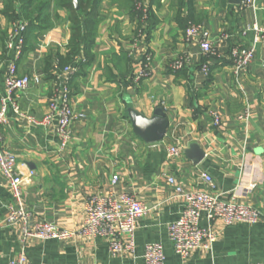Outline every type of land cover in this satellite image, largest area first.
Masks as SVG:
<instances>
[{"label": "crops", "instance_id": "0c3cea01", "mask_svg": "<svg viewBox=\"0 0 264 264\" xmlns=\"http://www.w3.org/2000/svg\"><path fill=\"white\" fill-rule=\"evenodd\" d=\"M137 3L141 18L103 1L92 58L83 72L56 64L70 36L67 10L59 11L51 29L23 42L17 75L32 82L15 93L19 112L8 105L2 141L24 177L22 205L30 214L26 220L5 221L13 199L0 172V264H8L23 239L28 264H144L149 242H161L164 264H264V47L253 31L242 32L253 22L264 23V0H256L254 8L229 0H183L177 19L173 0ZM2 9L0 0V102L6 95L7 65L15 55L5 48L13 21ZM192 23L208 34L218 56L205 55L195 41L185 40ZM221 33L227 38L221 39ZM20 37L26 40L24 30L13 41ZM233 46L254 47L255 57L244 73L233 72L228 57ZM179 55L186 61L172 72L168 63ZM46 57L50 74L44 70ZM143 69L146 75L138 77ZM63 88L78 114L64 145L54 119L33 124L22 116L46 115L50 93ZM129 108L146 117L161 108L168 119L162 139L147 142L135 134ZM213 112L220 116L218 125L212 122ZM245 113L247 118L240 117ZM192 144L204 153L197 163L185 152ZM171 145L178 146V156H167ZM201 173L211 181H203ZM114 174L118 179L111 184ZM168 176L186 191L207 190L223 200L254 205L263 215L254 223L212 221V249L194 250L182 260L167 238L166 225L179 218L184 198L174 194ZM107 192L133 194L149 207L137 219L131 254L111 255L105 239L76 232L86 216L87 198ZM42 219L76 233L66 240L24 235L25 228L32 230ZM201 224L207 225L204 218Z\"/></svg>", "mask_w": 264, "mask_h": 264}, {"label": "built area", "instance_id": "2783aa9c", "mask_svg": "<svg viewBox=\"0 0 264 264\" xmlns=\"http://www.w3.org/2000/svg\"><path fill=\"white\" fill-rule=\"evenodd\" d=\"M256 0H239L240 7L254 8ZM26 22L11 23V29L6 35L5 48L14 49V59L7 65L4 75V85L6 95L1 98L0 102V172L9 182L11 197L13 203L7 206L5 221L14 223L17 220H26L29 212L22 205V185L24 177L17 170L16 158L12 151L4 147L2 141V127L6 123V110L11 105L19 112L15 93L26 89L32 82L28 76L17 75L16 59L21 53L24 39L22 37L15 43L13 41L18 30L23 31ZM253 31L255 40L259 41L264 47V23L253 22L243 29V33ZM221 39L227 38V34L221 33ZM186 41H195L200 51L205 55L218 56V52L211 45L210 38L205 31H202L200 24H190L185 32ZM228 57L231 59L233 72L240 74L246 72L248 65L255 57L253 46H233L230 48ZM186 61L184 55L173 57L168 63V69L176 72L181 69ZM264 68V60L262 62ZM66 71H74V67L66 66ZM202 69L208 73L206 64H202ZM146 75L145 70L139 72L138 77ZM37 81L38 78L34 77ZM49 112L41 118H37L31 114L22 116L30 123L44 124L52 119L56 121V130L62 138V145L69 138L70 124L76 119L78 114L72 109L67 89L63 91L57 89L52 90L49 96ZM243 119L247 118V113L240 115ZM212 122L214 125L220 123L218 113H212ZM155 145V144H154ZM179 148L176 145L167 147V156L175 157L179 155ZM30 172L27 176H31ZM200 177L206 183L211 181L208 174L201 173ZM118 175L114 174L110 178L111 184H115ZM167 182L174 186V194L184 198L183 209L179 218L168 222L166 225L167 238L171 243L174 252L182 260H186L190 253L197 249H212L215 241L214 234L211 231L210 224L214 220H220L224 224H231L238 221L247 223L256 222L263 212L256 206L235 202L232 199L223 200L218 194H214L207 190H184L181 185L175 183L172 176L167 177ZM86 216L76 232L89 238H103L108 244V251L111 255L122 256L131 254L135 251V230L137 227V219L145 215L149 207L138 200L133 194L121 193L114 195L112 192L96 193L89 196L86 200ZM204 218L207 222L206 226L201 224ZM75 231L61 228L54 223L42 219L38 221L32 230L24 229L25 236H36L41 239H57L66 240L71 238ZM25 242L16 255L12 257L8 264H28L25 252ZM144 264H164L165 254L161 242H149L144 245L143 253ZM249 264H263L260 262H252Z\"/></svg>", "mask_w": 264, "mask_h": 264}, {"label": "trees", "instance_id": "16d2710c", "mask_svg": "<svg viewBox=\"0 0 264 264\" xmlns=\"http://www.w3.org/2000/svg\"><path fill=\"white\" fill-rule=\"evenodd\" d=\"M75 8L72 0H3L2 13L10 21L22 20L26 22L24 31L26 42L28 38L37 36L51 29L59 18L60 10L68 11L70 21V36L64 53H58L56 64L59 69L73 65L75 74L83 72L92 58L91 48L100 20V12L104 0H76ZM180 13L183 0H173ZM190 1V0H187ZM121 8H127L131 16L142 17L141 11L136 10L137 0H108ZM82 58V59H81ZM50 57L44 60V70L50 74Z\"/></svg>", "mask_w": 264, "mask_h": 264}, {"label": "water", "instance_id": "95a60500", "mask_svg": "<svg viewBox=\"0 0 264 264\" xmlns=\"http://www.w3.org/2000/svg\"><path fill=\"white\" fill-rule=\"evenodd\" d=\"M229 2L239 3V0H229ZM73 4L75 8H78L77 1L73 2ZM128 110V116L135 134L147 142H155L162 139L168 126V119L161 108L155 109L151 117H146L134 108H129ZM136 118H143L151 121V123L141 127L138 125ZM185 152L194 163H197L204 155L203 151L195 144L190 145Z\"/></svg>", "mask_w": 264, "mask_h": 264}, {"label": "clouds", "instance_id": "9594fccd", "mask_svg": "<svg viewBox=\"0 0 264 264\" xmlns=\"http://www.w3.org/2000/svg\"><path fill=\"white\" fill-rule=\"evenodd\" d=\"M73 2L75 3L76 0H73ZM136 119H137V123H138V125H140L141 127L147 126L148 124L151 123V121H149V120H145V119H143V118H136Z\"/></svg>", "mask_w": 264, "mask_h": 264}, {"label": "rangeland", "instance_id": "374dc122", "mask_svg": "<svg viewBox=\"0 0 264 264\" xmlns=\"http://www.w3.org/2000/svg\"><path fill=\"white\" fill-rule=\"evenodd\" d=\"M136 10H138V11H140V10H141V8H140V6H139V4H138V3H136Z\"/></svg>", "mask_w": 264, "mask_h": 264}]
</instances>
